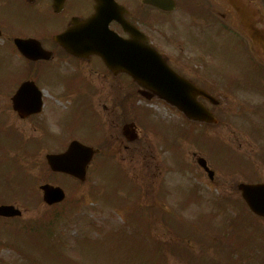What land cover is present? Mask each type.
<instances>
[{
	"label": "rangeland",
	"instance_id": "1",
	"mask_svg": "<svg viewBox=\"0 0 264 264\" xmlns=\"http://www.w3.org/2000/svg\"><path fill=\"white\" fill-rule=\"evenodd\" d=\"M257 2L264 12V0ZM212 36L198 34L193 41L205 43L212 54L208 72L219 104L211 107L221 123L212 130V140L193 133L212 153L200 151L196 141L180 140L178 128L175 133L165 129L163 123H181L183 129L187 124L160 102L137 101L126 77L111 87L128 106L118 107L120 115L115 107L99 108L97 115L81 95V113H70L66 98H55L52 114L20 119L9 99L0 98V203L22 208L20 217H0V264H264V218L249 211L236 188L240 181L264 180V139L252 133L242 139L237 133L246 132V125L264 127V97L235 89L223 98L229 78L251 79L249 65L258 57L238 44V34ZM101 86L109 90V81L102 78ZM119 97L113 101L119 103ZM257 102L259 112L252 109ZM132 120L137 138L128 142L122 126ZM62 126L99 146L83 182L52 173L45 162V152L60 151L67 143L60 140ZM52 133L57 137L48 139ZM108 136L114 142L106 144ZM192 152L209 159L213 181ZM44 182L63 187L65 199L53 206L42 202L38 186ZM193 183L204 196L201 202L194 201ZM152 194L164 196L165 208L158 209L161 203Z\"/></svg>",
	"mask_w": 264,
	"mask_h": 264
},
{
	"label": "flooded vegetation",
	"instance_id": "2",
	"mask_svg": "<svg viewBox=\"0 0 264 264\" xmlns=\"http://www.w3.org/2000/svg\"><path fill=\"white\" fill-rule=\"evenodd\" d=\"M117 1L125 7L127 19L177 73L207 92H214L215 84L208 72L212 54L205 43L198 46L193 41L198 34L210 33L213 39L214 33L236 34L232 13L226 5L217 0H173L172 8L167 9L157 5L165 4L162 0H155L156 3ZM93 5V0H88L86 5H82L81 0H0V98L11 101V95L22 82L32 81L40 90L41 103L39 111L28 118L45 112L52 114L55 98H66L70 113H81V95L88 97L87 108L94 113L99 108L117 107V99L113 101V98H118V93L111 90L117 75L108 71L97 55H74L57 40L73 17L88 16ZM182 22L187 25L181 29ZM111 24L126 35L119 23L113 21ZM238 35V44L245 46L244 38ZM184 52L194 53L185 55ZM253 70L254 80L232 79L231 85L259 88L261 65L255 62ZM102 78L109 81V90L101 86ZM103 99L108 100L110 106ZM207 128V131L212 129L209 125ZM123 129L126 137L132 136L125 130L126 126ZM255 132L261 136V130ZM66 134V142L74 138L81 141V135H73L72 131Z\"/></svg>",
	"mask_w": 264,
	"mask_h": 264
},
{
	"label": "water",
	"instance_id": "3",
	"mask_svg": "<svg viewBox=\"0 0 264 264\" xmlns=\"http://www.w3.org/2000/svg\"><path fill=\"white\" fill-rule=\"evenodd\" d=\"M94 12L87 18L72 20L67 29L64 40L66 46L74 53L81 55L96 53L105 65L114 72H125L134 81L149 89L157 97L176 106L186 117L197 121H215L211 112L199 101V94L211 102L216 100L195 87L175 73L164 59L144 41V36L123 17V6L115 0H94ZM230 4L235 12L240 27L249 37L255 51L264 58V24L262 16L249 0H224ZM261 19V26H256L254 20ZM117 20L127 31L129 38H123L109 28L111 20ZM22 84L12 97L13 107L18 109L20 116H25L38 109L39 99L29 94ZM142 94L150 97L151 94ZM95 150L77 140L71 141L62 152L47 153L46 161L53 171L68 173L80 180H84L86 167ZM199 162L205 166L203 159ZM212 176V171L209 170ZM238 188L248 207L255 214L264 216V182H240ZM42 198L46 203H53L64 198L65 194L60 186L44 183L40 185ZM21 211L12 204H1L0 215L14 216Z\"/></svg>",
	"mask_w": 264,
	"mask_h": 264
}]
</instances>
